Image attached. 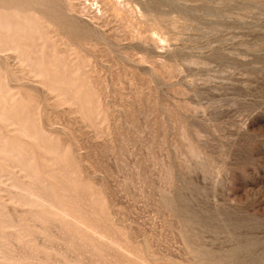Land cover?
<instances>
[{
    "label": "rangeland",
    "instance_id": "obj_1",
    "mask_svg": "<svg viewBox=\"0 0 264 264\" xmlns=\"http://www.w3.org/2000/svg\"><path fill=\"white\" fill-rule=\"evenodd\" d=\"M29 2L0 3V264H264V0Z\"/></svg>",
    "mask_w": 264,
    "mask_h": 264
},
{
    "label": "bare ground",
    "instance_id": "obj_2",
    "mask_svg": "<svg viewBox=\"0 0 264 264\" xmlns=\"http://www.w3.org/2000/svg\"><path fill=\"white\" fill-rule=\"evenodd\" d=\"M1 2H5L6 4H8L9 5V3L12 5V7L14 8L13 10H12V13L11 14H13V12L15 13V12H17L16 10H17V8H19L20 6H27V5H29L30 4V2H29V0H1ZM0 2V3H1ZM33 2V1H32ZM34 3V2H33ZM110 3V2H109ZM4 4H2L1 6H3ZM31 5H32V3H31ZM0 6V7H1ZM43 6V5H42ZM48 6V5H47ZM110 6V5H109ZM11 7V8H12ZM37 7V6H36ZM44 7V6H43ZM50 7V6H49ZM112 7V6H111ZM24 8V7H23ZM116 8V7H115ZM118 8V7H117ZM27 9V8H26ZM28 10V9H27ZM50 10V9H49ZM26 11V10H25ZM29 11V10H28ZM115 11V10H114ZM118 11H120V10H118ZM117 11V12H118ZM8 12V11H7ZM19 12V11H18ZM23 12V11H22ZM43 11H41V13H42ZM51 12V11H50ZM116 12V11H115ZM26 13V12H25ZM25 13H22L23 15L25 14ZM29 13V12H28ZM51 18H53V15H52V13L50 14L49 13V11H47L46 12ZM123 13V12H122ZM2 14V13H1ZM5 14V13H4ZM3 14V15H4ZM16 14V13H15ZM18 15V14H17ZM5 16V15H4ZM7 16V15H6ZM27 16V15H26ZM26 16L24 17V19L26 18ZM43 16H45L44 14H43ZM48 16V17H49ZM56 16V15H55ZM22 17V16H21ZM4 18V17H3ZM7 18H8V16H7ZM7 18H5V19H7ZM18 18V17H17ZM47 18V17H46ZM132 18V17H131ZM19 19V18H18ZM27 19V18H26ZM29 19V18H28ZM33 19V18H32ZM34 19H36V18H34ZM54 19V18H53ZM125 19V18H124ZM1 20V19H0ZM9 20V19H8ZM30 20V19H29ZM7 21V20H6ZM16 22H17V20H15ZM20 21H21V19H20ZM26 21V20H25ZM57 21H58V19H57ZM124 21V20H123ZM10 22V21H9ZM30 22V21H29ZM48 22V21H47ZM2 23H4V22H1L0 24V28H2L3 29V27H4V29L6 30V27L4 26V25H2ZM22 22H20V24H21ZM45 23V22H44ZM49 23V22H48ZM8 24H10V23H8ZM16 24H19V21H18V23H16ZM15 24V25H16ZM24 24V23H23ZM28 24V26H32V25H29L30 23H27ZM59 24V23H58ZM126 24V23H125ZM11 26H12V24H10ZM3 26V27H2ZM18 26V25H17ZM24 26V25H23ZM46 26V25H45ZM8 27V26H7ZM38 27V26H37ZM37 27H36V29H37ZM19 28V27H18ZM20 28H21V26H20ZM24 28V27H23ZM124 28V27H123ZM10 29V28H9ZM35 29V28H34ZM33 29V30H34ZM39 29V28H38ZM8 30V29H7ZM123 30V29H122ZM146 30V29H145ZM21 31H22V28H21ZM27 31V30H26ZM36 31V30H35ZM40 31V30H39ZM10 32V31H9ZM16 32V31H15ZM23 32H24V30H23ZM0 33H1V31H0ZM25 33V32H24ZM33 33H35V32H33ZM4 34V33H3ZM10 34V33H9ZM11 34H13V33H11ZM15 34V33H14ZM37 36H38V34H37ZM37 38V37H36ZM42 43H43V41H42ZM38 45V44H37ZM63 261V260H62ZM109 264V263H108Z\"/></svg>",
    "mask_w": 264,
    "mask_h": 264
}]
</instances>
